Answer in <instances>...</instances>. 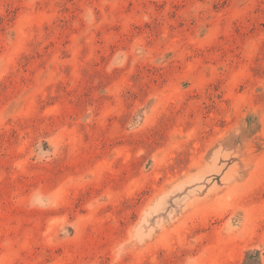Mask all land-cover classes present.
<instances>
[{"label": "rangeland", "instance_id": "1", "mask_svg": "<svg viewBox=\"0 0 264 264\" xmlns=\"http://www.w3.org/2000/svg\"><path fill=\"white\" fill-rule=\"evenodd\" d=\"M0 264H264V0H0Z\"/></svg>", "mask_w": 264, "mask_h": 264}]
</instances>
